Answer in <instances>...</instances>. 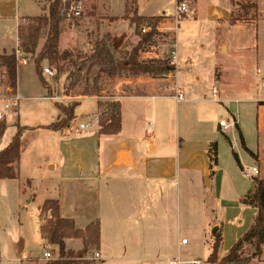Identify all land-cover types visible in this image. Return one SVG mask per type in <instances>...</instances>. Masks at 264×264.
<instances>
[{
    "label": "rangeland",
    "instance_id": "rangeland-1",
    "mask_svg": "<svg viewBox=\"0 0 264 264\" xmlns=\"http://www.w3.org/2000/svg\"><path fill=\"white\" fill-rule=\"evenodd\" d=\"M19 1L22 16H39L43 7L46 12L43 15L49 13L50 3L45 0ZM82 1L84 5L82 18L77 20L65 19L62 24V34L66 35V41L72 37L70 31H74L76 44H73L72 49L64 50L60 48L61 52L70 51L74 55L88 57L93 53L96 43L101 40H108L109 35L116 41L115 44H112L113 53L117 59H120L131 51L140 40L136 33H122L123 30L127 31L129 26L124 25V21L129 22L135 28L131 21L133 14L137 12L138 15H161L159 17H164L161 23L169 22L170 26L172 24L177 37L178 57L183 69L176 72L174 82L180 84L184 89L188 90L189 88L190 92L188 91V96L185 90L182 89L187 100L186 103L182 102L180 105L175 100H165L163 103H165L166 109H179V107L180 109H207L206 118H210L211 121L205 124L203 138H213L212 142L217 143L218 165H216L227 171L226 176L228 179L224 203H221V209L225 211L224 214L221 209H217V222L223 229V243L219 254L225 256L238 240L248 232L255 216L254 209L243 202V196L252 190V179L258 177H243V171L241 169L240 173V166L234 154H237L239 159L242 160L244 168L251 169L257 166L242 148L237 132L230 129L228 132L230 139L222 134H217V137H215L212 127L219 125L221 119L229 121L232 114L236 115L246 143L255 151L259 144L260 153L264 158V0H258L260 18H257L256 22H242L245 26L223 30L222 36H219L208 18L214 0H198L197 18H187L190 11L178 18L176 16V0ZM134 1H138L137 9L132 8ZM234 1H237L241 6L247 2H257L256 0ZM184 2L187 4L186 0ZM126 15L130 19H124ZM235 16H242L240 7L235 8ZM111 23H115L112 26L113 31L116 30L117 33L110 32ZM144 27L147 26L145 25L142 28ZM159 33L160 36L155 38L156 45L151 47L150 51L156 54L155 59L170 58L175 50L174 32L159 31ZM218 39H223L222 42H226L227 51L217 49ZM44 41V39L40 40L37 51L40 50ZM118 43L120 44L116 47ZM215 50L218 53L211 58ZM4 54L0 52V56ZM24 57L28 61V66L20 65V67H26L24 69L26 74L22 81L24 90L19 105L20 109L18 108L4 124L1 123L7 129L4 137L0 139V151L14 137L17 131L16 125L19 122L18 119H20V125L24 127H37L55 123L61 113L55 103L70 106L72 103L80 101V94L84 88L83 81L75 88L68 90L71 83V81H68V77L70 71L73 70L70 63L63 64L64 70L59 75L55 69L48 65V62H44L42 65L43 77L51 88L54 101L42 98L44 88H42L36 73L35 56L24 55ZM215 60L223 64L222 69L226 78L223 89L221 84L216 83L214 78L213 63ZM188 61H193L194 68L202 73L200 82H197L191 75H188L187 70H184ZM46 68L52 70L54 74H46L44 72ZM259 71L261 72L259 73ZM94 73L95 71L92 73L91 78ZM116 78L104 77L101 95L106 97L103 98V102L106 104L100 109L97 117H90L95 111V99L87 97L81 100V104L76 108V118L71 122L73 133L71 134L70 131L68 137H66L70 147L78 148L81 151L87 148V141L80 139L79 135L76 134V130L81 123L96 125L99 128L100 116L109 109L108 101H111L109 97L114 93L113 85ZM171 81V79H168L166 83L171 84ZM215 88L224 91L223 97L227 99L226 103L215 104L214 101H211L215 99L212 96V90ZM16 90L14 91L10 87L6 71L0 62V91L7 94L8 92L17 93ZM45 93L47 94V91ZM163 103L161 109L164 107ZM129 109H132V107H129ZM93 129L94 127L83 133H89ZM149 130H152V125L149 126ZM47 133L48 130L39 129L23 135L21 140L20 179L0 180V264H20L9 260V252L15 251L22 240L25 241L26 247L32 252V256L39 257L44 251H49L55 259L60 257L57 245L49 243L47 239H45L47 245H43V236L40 230L42 216L39 208L41 202L39 201L46 186L45 180L50 173L46 169V158L48 156L55 157L57 153H60V147L57 145L58 141L51 139V135ZM182 137L186 141L194 138L188 132H183L181 136L179 133H175L176 139L180 140ZM64 145L66 144H62L61 148ZM28 180L31 181V186L27 184ZM30 189L37 193L35 200L30 196ZM215 205V190L210 193L194 192L188 194L186 213L183 214L181 223L182 227L186 229L182 230L185 231L182 238L189 245L182 248V261L189 264H192V261H200L199 264H221L222 258L220 255H218L216 263L210 260L214 239L209 223L212 220L215 221ZM67 213L68 209H66ZM47 214H44L45 218ZM96 251V248H91L78 261L82 264L95 263L92 259ZM74 252L79 251L74 250ZM251 252V250H247V254ZM258 262V260H253L251 264H258ZM23 264H26V262Z\"/></svg>",
    "mask_w": 264,
    "mask_h": 264
},
{
    "label": "crops",
    "instance_id": "crops-1",
    "mask_svg": "<svg viewBox=\"0 0 264 264\" xmlns=\"http://www.w3.org/2000/svg\"><path fill=\"white\" fill-rule=\"evenodd\" d=\"M186 1L190 11L187 18L196 17L198 14V0ZM214 1L208 18L219 36L223 35V30L245 26L241 22L235 25L230 23L233 12L238 7L237 1ZM256 1L258 4V0ZM43 8L41 15L46 13ZM139 16L158 17L161 15L139 14ZM22 18H30V16L21 15L19 0H0L1 53L11 54L14 50H18V31ZM124 22V25L129 26L127 31L123 30L122 33L135 34V28L129 22ZM114 24L111 23L110 32H114ZM169 24V22L161 23L159 31L174 32L176 72H179L183 69L177 52L176 32L173 30L172 24L171 26ZM70 32L72 35L70 40L66 41V35H61L59 48L66 50L74 47L73 44H76L75 33H73L74 31ZM114 33H117V31L115 30ZM222 40L218 39L217 49L227 51L226 42H222ZM217 53L218 51L215 50L211 58ZM155 55L149 50V52L144 53L142 58L146 60L153 59L156 57ZM20 65L21 63L18 66L16 91L22 100L24 90L22 81L26 74L24 69L28 64L24 65L26 67H20ZM222 67L221 62L214 61V78L216 83L221 84L223 89L226 78ZM184 70H187L188 75L200 82L202 73L194 68L193 61L186 62ZM176 72L168 77L157 79L149 76H123L114 79V93L111 94L109 99L118 101L121 104L122 130L117 135L107 136L100 135L99 128L96 125H92L94 129L89 133L83 132L92 127L85 131H81L78 127L76 134L88 143L87 148L83 151L70 147L69 142L66 141V137L71 131V124L68 128L60 131L45 128L58 122L62 117L61 113L58 120L52 124L37 127L20 125L27 128L23 135L34 132V130H48L47 134L51 135V139L58 141L57 145L60 147V153H57L55 157L48 156L46 158V169L50 173L45 180L46 186L40 196L39 208L41 209L47 200H56L60 206V217L73 220L77 229L85 230L89 225L98 223L100 241L96 252L100 254V260L92 264H170L172 262L189 264L182 261L181 257L182 248L189 245L188 242L183 244L182 237L185 231L182 230L186 229L182 227L181 223L183 214L186 213L189 193H210L215 190V221L212 220L209 225L212 234L214 231L219 230L223 237V229L217 222V209H221V203H224L228 180L227 171L218 167V164L213 165V168H211L209 151L214 143L212 142L213 138H203L205 124L211 121L210 118H206L207 109L165 108V103H163L165 100H175L180 105L182 102H187L185 96L183 101L178 102L175 99L176 91L184 93L185 90L189 96V88L188 90L184 89L180 84L174 82ZM172 77L174 78L172 79ZM168 79L172 80L171 84L166 83ZM42 88L44 87L42 86ZM43 90L44 96L42 98L54 101L53 98L46 97L45 88ZM213 90H216V88ZM213 90L212 96L215 99L211 101H214L215 104L227 102V99L223 97V90L217 89V95H213ZM85 98L87 97H81L79 102ZM92 98L95 99L96 104L95 111L90 117H97L100 111L99 99ZM103 98L106 97L102 96L100 99L103 101ZM162 103L164 105L163 109H161ZM129 107H132V109H129ZM18 121L20 124V119ZM221 121L223 120L221 119ZM215 122L217 123L216 119ZM228 124V129L221 128L220 125L213 126L215 137H217V134H222L230 139L228 133L230 129H233L238 135L239 132L243 135L236 115L232 114ZM236 124L239 130H237ZM150 125H152L151 131L149 130ZM176 132L180 136L183 132H188L194 138L190 141H186L183 137L178 140L175 138ZM64 143L66 145L61 148ZM245 144L247 149L257 157L256 160L249 154L260 171L258 179L264 180V158L260 153L259 144L256 151L250 148L246 141ZM239 161L243 171L245 169L244 164L241 159ZM254 179H252V190L243 196L244 203L246 196L255 188ZM30 182V180L27 181L29 186H31ZM30 191V196L35 200L37 193H34L31 189ZM66 209H68L67 214ZM254 211L256 216L257 211L255 209ZM224 212L222 213L224 214ZM41 216L40 230L45 221L51 218L50 213L47 214L46 218L45 215ZM42 241L43 245H47L43 237ZM65 244L67 249L73 251H80L84 248L81 239H66ZM46 252L49 251H44L39 257L32 256V252L29 251L25 241L22 240L15 251L9 252V260L20 264L24 262L26 264H48L50 261L55 260V257L49 252L52 259H45L44 254ZM220 256L223 258L226 255ZM194 262L200 261H192L191 263ZM258 264H264V253Z\"/></svg>",
    "mask_w": 264,
    "mask_h": 264
},
{
    "label": "trees",
    "instance_id": "trees-1",
    "mask_svg": "<svg viewBox=\"0 0 264 264\" xmlns=\"http://www.w3.org/2000/svg\"><path fill=\"white\" fill-rule=\"evenodd\" d=\"M45 1L50 3L48 15L22 18L26 23L20 22L18 50L22 51L25 56H35L36 73L42 86L47 91L46 97L53 98L51 88L43 77L42 65L44 62H48V65L52 69H55L59 75L64 70L63 64L70 63L73 70L72 72L70 71V76L68 77V81H71L68 90L75 88L84 81V88L80 97L98 98L99 110L106 104L100 99L102 98L104 77L149 76L157 79L168 77L176 72V67L170 64V58L147 60L142 58L144 53L149 52L150 48L156 45L155 38L160 36L159 25L164 17H142L137 12L133 14L134 16H132L131 21L135 26V33L140 37V40L131 51L120 59H117L113 53L112 44H115L116 41L109 35L108 40L98 41L93 53L84 58L80 55H74L70 51H60L59 42L63 32L62 24L66 17L62 13L58 0ZM133 7L137 9V1L133 2ZM238 7L241 9L242 16H235V12H233L230 20L231 25H235L238 22H256L258 18L257 2H247L242 6L238 4ZM124 19L130 18L126 15ZM145 25L150 28V31L142 33V27ZM41 39L45 41L40 50L37 51ZM0 62L6 71L10 87L15 91L17 89L19 64L17 51L14 50L10 55L6 53L1 55ZM94 71L95 73L91 78ZM57 77L58 75L56 79ZM108 102L109 109H107L105 114L100 116L99 134L112 136L119 134L122 130L121 104L118 101ZM79 105V101L72 103L70 106L56 103L62 117L55 124L45 128L53 131L68 128L76 118L75 111ZM3 124L0 125V139L4 137L7 129ZM16 127L17 132L11 142L0 151V180H17L20 177L21 140L27 128L21 127L19 123H17ZM236 128L239 130L237 124ZM239 137L245 151L257 160V157L247 149L241 132H239ZM234 155L238 165L241 167L237 154ZM209 159L211 168H213V165L215 166L218 163L217 143L211 145ZM254 183V190L245 198V203L257 211L253 224L248 232L221 259V264H251L253 260L260 261L264 253V180L255 178ZM40 211L41 215L45 213H50L51 215V218L46 220L45 224L41 227L43 238L47 239L49 243L57 245L59 248L60 257L50 261L48 264H82L78 260L82 259L91 248L97 249L99 247L98 223L89 225L85 230L77 229L73 220L60 217V206L56 200H47ZM212 237L214 242L210 260L216 263L222 247L223 237L219 230L214 231ZM66 239H81L84 248L77 253L69 250L65 244ZM248 249L252 251L250 254H247Z\"/></svg>",
    "mask_w": 264,
    "mask_h": 264
},
{
    "label": "built area",
    "instance_id": "built-area-1",
    "mask_svg": "<svg viewBox=\"0 0 264 264\" xmlns=\"http://www.w3.org/2000/svg\"><path fill=\"white\" fill-rule=\"evenodd\" d=\"M60 3V7L62 10V13L66 17L67 20H77L82 18L84 14V5L82 0H58ZM177 3V17L181 18L182 15H185L189 12L188 6L184 0H176ZM22 23H26V21L20 20ZM150 30L149 27H144L142 28V33H146ZM17 58L19 63L22 65H27L28 61L26 57H24V53L20 50H17ZM170 64L172 66L177 67L176 64V51L174 50L172 52V57H170ZM46 74L53 75V71L50 70L49 68H46L44 70ZM261 71H259L260 73ZM213 95H217V91L213 90ZM175 99L180 102L184 100V94L180 91H176V96ZM21 98L18 93H10L8 92L7 94H4L3 92L0 91V124L5 123L6 121L9 120V117L14 114L20 105ZM97 120V119H96ZM221 128L228 129L229 124L228 121H221L219 123ZM233 125V124H232ZM91 124H80L79 129L81 131L88 130L91 128ZM243 174L244 177L246 178H253V177H259L260 171L258 167H252L251 169H243ZM183 244H187L186 240H183ZM44 258L47 260L52 259V255L49 252H46L44 254ZM93 261H98L100 260V254L98 252L95 253L94 258L92 259ZM170 264H178V262H172ZM192 264H199V262H194Z\"/></svg>",
    "mask_w": 264,
    "mask_h": 264
}]
</instances>
